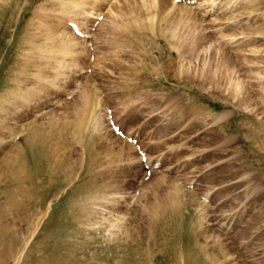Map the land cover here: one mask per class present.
I'll return each mask as SVG.
<instances>
[{
    "label": "rangeland",
    "instance_id": "obj_1",
    "mask_svg": "<svg viewBox=\"0 0 264 264\" xmlns=\"http://www.w3.org/2000/svg\"><path fill=\"white\" fill-rule=\"evenodd\" d=\"M0 264H264V0H0Z\"/></svg>",
    "mask_w": 264,
    "mask_h": 264
},
{
    "label": "bare ground",
    "instance_id": "obj_2",
    "mask_svg": "<svg viewBox=\"0 0 264 264\" xmlns=\"http://www.w3.org/2000/svg\"><path fill=\"white\" fill-rule=\"evenodd\" d=\"M174 1V0H173ZM174 3H176V2H174ZM99 16H97L96 18H98ZM77 24V26L79 27V29L80 30H82L81 29V26L78 24V23H76ZM72 32L76 35V33L73 31V29H72ZM83 32H86V31H83ZM84 38L86 37V36H83Z\"/></svg>",
    "mask_w": 264,
    "mask_h": 264
}]
</instances>
